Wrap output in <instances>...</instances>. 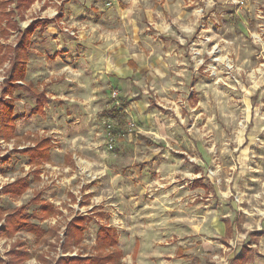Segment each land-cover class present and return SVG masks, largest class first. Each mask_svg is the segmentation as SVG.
<instances>
[{
    "label": "rangeland",
    "instance_id": "obj_1",
    "mask_svg": "<svg viewBox=\"0 0 264 264\" xmlns=\"http://www.w3.org/2000/svg\"><path fill=\"white\" fill-rule=\"evenodd\" d=\"M4 1L9 0H0V14L5 9L10 11L15 7V3L3 5L6 3ZM45 1L48 7L45 12L43 5L39 4V7L17 13L18 27L10 28L9 23L0 20V107L5 103L12 105L15 115L20 117L14 121L18 144L26 142L32 133L31 144L49 137L52 151L50 169L47 171L52 177L48 183H42L41 178L36 179V175L32 174L29 191L20 199L0 196V206L10 212L20 205H27V212L33 215L34 224L45 231L54 226L62 230L71 217L84 214L93 207L94 215L85 233V254L93 252L96 232L101 225L116 224L121 231L119 247L124 252L125 264H142L130 257L137 236L139 233L147 235V228H164L165 223L173 226V234H169L174 235L172 244L166 247L168 253L177 254L178 249L183 247L185 254L180 253L175 259H170L164 251L161 257L150 259L145 264H209L212 257L222 255L220 235L212 230L209 213H219L220 220H231L241 206L245 215L237 217V231L242 234L257 232L256 225L260 223L264 228V218L259 221L262 217L257 216L259 210L264 211V204L260 203L264 195H258L264 190V147H261L264 144V121L257 124L255 112L258 105H264V96L260 95L264 91V56L257 49L247 57V64L243 63L244 57L234 64L239 73L235 79L241 80L243 87L220 85L219 90L225 95L218 98L220 103L212 112L197 106L208 99L200 86L215 82L216 72L223 67L216 58H224L227 53L219 49L214 51L201 65L199 75L191 76L186 86L188 91L184 93L179 83H171L167 87L170 83L168 77L175 73L162 67L167 63L166 56L172 53L173 46H186L179 41L184 40L187 33H191L187 44H195L199 53L203 37H200L201 17L197 13L210 17L203 29L207 30L203 32L204 36L214 34L225 40L234 39L233 33H227V27L232 24L230 18L234 16L235 9L221 4L204 11L200 0H100L104 12L110 14V17H106L91 11L92 3L96 0H80L77 8L86 12L82 10L80 15H74V8L65 25H61L57 19L60 4L57 0ZM41 21L47 24V28L42 29V23L36 24L35 29H38L25 40L29 48L27 68L24 78L15 79L12 73L15 62L13 49L24 37L23 32ZM129 21H134V24ZM67 25L84 27L75 38L70 33L62 32H65L64 26ZM77 31L76 27H72V32ZM243 31V28H237L235 35ZM161 37L163 41H159ZM61 43L62 47L55 48V44ZM216 44L217 40L212 39L208 47L214 48ZM253 49H256L255 45ZM113 54H118L119 58H110ZM41 56L49 61L47 65L33 62ZM228 59L231 57L228 56ZM129 60H133L136 66L128 64ZM67 68L72 69L71 74L63 73ZM85 68L87 71H84ZM114 68L130 71L127 75L119 76ZM82 71V76L68 78ZM188 72L191 73V68H188ZM127 79H132L131 83L140 87L143 93L139 95L132 89L133 93L125 94L121 84L122 80ZM176 80L183 81L184 77L177 76ZM232 83L235 84V80ZM253 84L259 86L253 89ZM161 88L164 90L160 91ZM90 90L93 96L98 97L90 102L91 106L95 108L100 105L103 109L95 114V119L86 110L89 105L82 103L88 99ZM113 91L118 95L112 96ZM182 94L183 100L180 99ZM192 95L195 96L190 101ZM120 96L126 103L125 126L130 133L114 134L110 126H116V122L106 117V110L115 102L120 103ZM152 98L163 108L162 111L151 105ZM230 101L238 103L233 107ZM249 104L251 108L245 126L241 123V110L248 108ZM37 107L43 108L39 115L33 113ZM190 108L193 110L189 111ZM259 111L264 113V107H260ZM213 115L216 117L214 120ZM210 120L212 124L220 126L216 133L224 130V134L233 141L228 144L232 154H223L225 169L236 167L240 172L239 160L245 154L244 149H248L249 156L256 153L254 159L245 162L246 168L236 179V187L227 202L216 198L212 192L205 195L204 189L192 187L195 178H202L207 188L215 186L205 174V165L195 162L197 157H203L200 150L203 141L196 137L208 132ZM173 121L176 123L173 124ZM240 128H243L242 133L239 132ZM210 137L211 134L203 140ZM241 139L237 146V141ZM68 156L74 157V163L70 166L71 179H68L72 184L70 187L68 184L57 186L55 182L50 184L56 176L52 169L67 168ZM25 159L22 154L7 153L5 147L0 148V180L6 178L9 182V177L23 175ZM209 167L215 170V165ZM249 168H259L260 171H248ZM59 178H63V175ZM82 178L86 183L81 191L82 201L78 205L71 197V189L79 188ZM7 182L2 185L0 181V186L4 187ZM197 194H204L205 197ZM37 195L41 196V201L60 203L63 216L57 221H40L37 217L39 205L34 202ZM193 195L199 199L195 201ZM239 195H244L245 202L234 207ZM207 209L210 212H206ZM228 211L232 212L231 216L225 214ZM165 234L164 237L169 235ZM58 236L61 239L60 233ZM17 238L27 243L33 256L25 264H54L59 257L55 254L56 250L27 231H22ZM56 238H52L50 243H58ZM253 241L254 246L252 244L250 250L253 261L249 264H264V229L257 232ZM12 243L0 239V254L5 264H16L13 256H8L10 249H13L10 247Z\"/></svg>",
    "mask_w": 264,
    "mask_h": 264
},
{
    "label": "clouds",
    "instance_id": "obj_2",
    "mask_svg": "<svg viewBox=\"0 0 264 264\" xmlns=\"http://www.w3.org/2000/svg\"><path fill=\"white\" fill-rule=\"evenodd\" d=\"M59 0H57V3ZM201 3L204 5V11H207L208 9H211L212 7L216 5H228L229 7H233L235 9L234 16H232L230 19L232 20V24L227 27V33H233L235 38L230 40H225L222 37H217L214 34L209 36H204L203 32L201 35L203 36V40L201 43V47L199 49V53H197L195 44L188 45L187 41L191 39V33L186 34V38L184 40H180L179 37H177L178 40H180L181 44H185L186 46L183 48H180L179 45L173 46L172 53L166 56L167 63L163 64L162 67L167 68L170 72H174L175 75L168 77L170 83L167 85V87L171 86V83H179L181 86L182 93L188 91L187 84L191 78L192 75H199L198 70L200 69L201 65L205 63L206 60H208L209 57L212 56V53L219 49L222 53H227V56L224 58H216L219 60V63L223 65V67L219 68V71L216 72L217 79L212 85H203L200 86V90L204 92L205 96L208 98L205 102L197 105L198 107L205 108L206 112H212L214 108H216L220 101L218 98L224 97L225 93L219 90L220 85L226 84L229 88H242L243 84L241 83V80L235 79L239 73L237 72L236 68L234 67L235 63H238L241 59V57H244L243 63L247 64V57L252 54L255 50H260L261 55L264 56V0H200ZM37 7H39V4H37ZM197 16L200 15V13L196 14ZM129 23H133L134 21H129ZM72 27L77 28V32H72ZM84 26L81 25H67L64 26L65 32L70 33L73 36L79 35L80 31H82V28ZM90 27V26H88ZM125 28L127 25L124 26ZM237 28H243V32L239 35H235ZM207 31V30H204ZM217 40V44L214 48H209L208 43L210 40ZM55 43V42H53ZM253 45L256 46V49H253ZM63 46V43L61 44H55V48H60ZM101 47L103 48V44H101ZM185 54H187V58L185 57ZM228 56L231 57V59H228ZM91 58V57H89ZM113 59H117L118 54H113ZM36 65H47L49 61L45 60L42 56L35 59L33 61ZM249 67H251L249 65ZM264 67V65H262ZM188 68H191V73L188 72ZM179 69V70H177ZM228 69H232L231 72L228 71ZM114 71L117 72V75L123 76L127 75L130 70H124L122 71L120 68H114ZM84 71H87V68L84 69ZM205 71H207V67L205 68ZM63 73L65 74H71L72 69L67 68L63 70ZM38 75L40 73H37ZM56 75H59L60 73H55ZM83 75V71L79 73H75L72 76L68 78L75 79L79 76ZM177 76H183V81H177ZM235 80V84L232 83V81ZM264 82V81H262ZM258 84H253L251 87L255 89L258 87ZM160 91H163L164 89H159ZM249 94H252L251 92ZM112 96L118 95L116 91H113L111 93ZM261 96H264V91L260 93ZM98 97L93 96L91 94V90L88 96V99L83 101L82 103L88 104L89 107L86 109L91 112L92 118L95 119V114L102 111V106L97 105L95 108L91 106V101L94 99H97ZM181 100L184 99L183 94L180 97ZM215 100V103L213 102ZM245 102H247V97H245ZM232 103L233 107H235V104L238 103V101ZM147 107V105H145ZM260 107H264V105H258L255 109L256 117H257V124L264 121V113H261L259 111ZM249 108H251V105L249 104L248 108H244L241 110V123L246 126V122L248 120V111ZM193 109H189V111H192ZM177 115H179V112H177ZM216 117L215 115L212 116V120H214ZM183 121H181L182 123ZM176 122L173 121V124ZM210 127L208 132H202L200 136H197L196 139L202 140L203 143L200 145V150L203 152V157H197L195 162L196 163H203L205 165V174L213 180L215 185V193L219 194V196L224 200L228 201L230 197H232V190L235 189L236 179L239 178V175L245 170L246 168V161L252 160L255 158L256 153L253 152L250 156L247 155L248 149H244V155L240 157L239 160V168L240 172H237L236 167H230L225 169V166L223 164V154L228 153L232 154V150L228 148V144L232 143V139L230 136H226L224 134V130H222L220 133H216V129L220 126L218 124H212L210 120ZM239 132H243V128L239 129ZM211 134L210 139L203 140L205 136H209ZM242 142V139L237 141L238 143ZM205 144L208 146L205 147ZM261 147H264V144L261 145ZM264 159V157H262ZM210 165H215V170H211L209 167ZM248 171H260L259 168L256 169H247ZM79 174V173H77ZM224 181L225 183H222ZM258 195H264V190H262L261 193H258ZM244 199V195H239L235 201L234 207H238L239 203ZM260 203L264 204V200L260 201ZM228 216L232 215L231 211H228L225 213ZM219 213H209L210 219V225H215L217 222V219L219 218ZM261 217L264 218V213H261ZM205 219H208L207 217ZM52 223H55L53 221ZM201 223H204V221H201ZM257 227L260 225L257 224ZM231 242V241H230ZM59 255H63V252L60 251L59 248L56 249V253Z\"/></svg>",
    "mask_w": 264,
    "mask_h": 264
},
{
    "label": "crops",
    "instance_id": "obj_3",
    "mask_svg": "<svg viewBox=\"0 0 264 264\" xmlns=\"http://www.w3.org/2000/svg\"><path fill=\"white\" fill-rule=\"evenodd\" d=\"M79 2H80V0H64L63 2H58V4H60V6L58 7V13H57L58 17H57V19L60 20V24L62 23L61 25H63V24L65 25V22L67 21L66 20L67 17L70 16V14L72 12L71 10H73L74 8H75V11L73 10L74 11L73 12L74 15H80L82 10L84 11L83 13L86 12L85 9L80 10L79 8H77V5L79 4ZM37 4L43 5V10H44L43 12H45L48 9V7H46L47 3H46L45 0H37L36 3L31 8L34 9L35 6H37ZM100 4H101L100 0H96V1H94L92 3V5H94V6L91 7V11L93 12V14H97L98 13L99 15L110 17V14H108L106 11L104 12L103 5L102 4L100 5ZM89 11H90V9H89ZM200 17H201L200 21H201L202 32H204L203 29L206 27V24L210 20V17L207 16V15L205 16L203 14H200ZM26 22H27V20H26ZM62 28L63 27H61V29ZM62 32L64 34L66 33V32H64V30ZM74 37L77 38L78 36L77 37L74 36ZM200 37L202 38L203 36L201 35ZM159 41H163V38L161 37V39H159ZM128 64L136 66L135 62L133 60H129ZM146 69H149V68H146ZM131 82H133L132 79L122 80V84H123V85L121 84L122 91H124L125 94L128 95L129 93H133L132 89H135V92L139 93V95L142 94L143 92L141 91L140 87L136 86V84H134V83L132 84ZM128 85H130V86L128 87ZM194 96L195 95L191 96L190 101L194 98ZM119 99H120L119 100L120 103L119 102L118 103L115 102L116 104H114L112 107H109L108 110H106V113L109 112L114 106H117L121 110H123V112L125 113V118L123 119V121H122L123 124L121 125L120 128L122 130H124L122 133H130V132H128V130H126L127 128L125 126V120H126L125 106H126V103H125L124 98H122L121 96H120ZM152 99H153V101L151 100V105L157 107L160 111H162L163 108H161L160 106L157 105V102L155 101L154 98H152ZM36 115H39V114H36ZM108 119H110V118H108ZM110 120H113V119H110ZM113 121H115V120H113ZM117 124L118 123L116 122V126L118 127ZM33 136H34V134L32 133L31 136L30 135L28 136L26 142H22L21 144L17 143V139H16L17 137L13 138L11 140H6L5 138L0 137V148L1 149H3L5 147V150L7 151V153L22 154L26 158L25 159V163L22 165L23 175H21L20 177L11 176V177L8 178L9 182L6 181L7 180L6 178H2L0 180L2 185H3V182H7L6 184H4L5 185L4 187L0 186V196L4 195V196H7L9 198L20 199L30 189L29 178L31 177L32 174L36 175V179L41 178L42 179V183L45 182V181H46V183H48L50 177H52V175H48V171H47L48 169H50L49 163H51V156H50V160L47 163H43L42 165H34L22 153L23 151H25V150H27L29 148H34L36 146V143H37V141H39V139L36 141V143L34 142V143L31 144V138ZM140 137L142 139H144V140L146 139V137H144V136H140ZM48 138L49 137H45L44 139H48ZM66 159H67L66 161L68 163L67 168H63L62 170H60L59 167L52 169L56 173V176H55V179L51 180L50 184L55 182L57 186H62V187L65 186L66 184H68V186L70 187V185L72 184L70 181H68V179L70 178L69 175L72 172V170L70 169V166H71V164L73 165V163H74V157L73 156H68ZM62 175H63V178H59L58 179V177L62 176ZM20 179H26L27 180L28 185H29L28 190L22 196L17 197V198L10 197V196L6 195L5 194L6 187L16 183ZM81 180H82V182H81V184H80L81 186L79 188L77 187V188H72L71 189V194H72L71 197L74 198L73 200L76 201V204H78V205H80V203L82 201L81 191H82V189H83V187L85 186V183H86L84 181V178H82ZM194 186L204 189V191H205L204 194L205 195L209 194V192H212V194L215 195L216 198H221L219 196V194L215 193V186H209L207 188L206 184H204L202 178H195L193 180V183H192V187L193 188H194ZM204 194L202 196L199 195V194H197V195L201 196V198H202L204 196ZM197 195H193V196H195V199H194L195 201L199 199L197 197ZM38 196H40V195H37V197ZM67 201L70 202L72 200H67ZM45 202L53 205L55 210L58 212V214L56 216H54V217H51L49 219H44L43 220L41 218V216H40V212H39V209H38V213L37 214L39 216L37 215V217L40 219V221H42V222H47V221H50V220L57 221V219H59L60 216H63L62 208H59L60 205H61L60 203L56 204L55 202H49V201H45ZM243 202H245V199H243L241 201V203H243ZM240 205H242V204H240ZM23 206H27V205H20L16 209L21 208ZM111 207H113V204H111ZM27 209H28V206H27ZM115 210H117V209H115ZM207 211H209V209H207L206 212ZM261 213H264V211H260L259 210V214L257 216L260 215V217H261ZM235 214H236L235 218H233L231 220H226L225 221V220H220V218H218L215 225H210V226H212V230L215 233H218L220 235L219 238H220V241H221L220 246L222 247V255L219 254L217 257H214V258L212 257V259L210 260L209 264H231L234 260L238 259V257L240 255L246 256V264H249V263H251L253 261V258L251 256V251H250L251 247H252V244L254 246L253 238L255 237L257 232L262 231L264 228L262 227V225L260 223L259 224L260 226L257 228V232H253V233L247 232V234H242V233H240L239 231H237L235 229V224H236L237 217H240L241 215H245L243 210H242V208H241V206L239 208H237V212H235ZM92 215H94L93 207H91L87 212H84V214H76L75 216L71 217V219L68 222V224L64 228H62V230L59 227L54 226V227L50 228L49 230L45 231L42 227L39 226L44 231V234L42 235V237H39V238L35 237L34 235L33 236L36 239L41 240V243L48 244L49 248H52V249L56 250L58 248V246H59L62 249L61 252H63V255H59L58 254L59 257H57L55 262L58 259L62 258V257H68V256L69 257H78V256L88 257V256H93V255L96 254L97 232L98 231L96 232V236H95V239H94L93 252L91 254H85V252H84V247L86 245L85 244V240H86L85 236H84V241H83V243L80 246H73L68 251H65V248H64V246L66 245V243L68 242V240L70 238L69 235H68V226H69L70 222L76 217H85V218L89 219L87 221V223H86L87 224V228H88V223L91 222ZM117 216L119 218V215H117ZM262 219L263 218H260L259 221H261ZM32 223L34 224L33 219H32ZM119 223H121V222H119ZM3 224H4V219L2 221H0V228H1V226ZM164 225H165L164 228H161V227H158V226H154L152 228H147V235H145V234L143 235V234L139 233V236H137L138 238L135 240L133 253L130 255L132 260H134V261L137 260L140 263L145 264V262L151 261L150 259H153V258L155 259V257H161L162 254L164 253V251H166L165 253H168V250L166 249V247H170V245L172 244V241L174 239V235L172 236L171 234H169V233L173 234V229H172L173 226L168 224V223H165ZM102 226L113 228V229L117 230L118 236L120 235L121 231L118 230V229H120L118 225H116V224H104V225H101V227ZM88 229H87V231H88ZM53 230L56 231V234L52 233ZM20 233H18L14 238H3V237L0 236V239L3 240V241L4 240L13 241V243L11 244L10 247H14L18 242H23V240L19 241V239L17 238ZM59 233H60L61 239L58 236ZM164 233L169 234V235L165 234L166 236L164 237ZM149 235H152V237H148ZM160 235H162L164 238L162 239V236H160ZM56 237L58 238V243H54V244L50 243V240L52 238H56ZM120 239L121 238L119 237V241H120ZM24 243L27 246V243L26 242H24ZM119 245H120V243H119ZM27 248H28V246H27ZM10 251H11V249H10ZM28 251H29V249H28ZM120 251H122V250L120 249ZM122 253H123L122 259H121L119 264H125L124 252L122 251ZM180 253H181V255H182V253L185 254V250L183 249V247L178 249L177 254L171 252V253H168L167 256L170 259H175L176 256H179L178 254H180ZM30 254H32V253L30 252ZM44 260H46V257H44ZM55 262H54V264H55Z\"/></svg>",
    "mask_w": 264,
    "mask_h": 264
},
{
    "label": "trees",
    "instance_id": "obj_4",
    "mask_svg": "<svg viewBox=\"0 0 264 264\" xmlns=\"http://www.w3.org/2000/svg\"><path fill=\"white\" fill-rule=\"evenodd\" d=\"M37 0H9L4 1L3 5L7 6L9 3L12 5L15 3L14 9L7 11L3 10L0 14V20L2 22L9 23L10 28L18 27L16 23L17 13H22L27 9H30ZM42 23L43 28L47 26L44 22H35L34 25L26 29L23 34L21 42L13 50L15 51L14 55V73L13 76L15 79L24 78L25 71L27 68L26 58L28 57V46L26 45L25 40L28 37L32 36L35 31V25ZM41 24V25H42ZM27 47V49H26ZM17 81V80H14ZM35 108L34 114H41L43 108ZM106 117L115 120L118 124L117 126L111 127L110 131L112 133L122 132L120 127L123 124L122 121L125 118V113L119 107L114 106L109 112L106 113ZM20 119L16 116L13 110V106L7 103L3 104L0 107V137L5 138L6 140H11L17 137V129L15 120ZM51 144L48 139H42L37 141L34 148H29L22 153L31 161L34 165H42L47 163L50 160L51 156ZM29 188L28 182L26 179H20L16 183L9 185L5 189V194L10 197H20L22 196ZM41 196L35 198L34 202L39 205V212L41 218L49 219L58 214L54 206L46 203L45 201L40 200ZM38 215V214H37ZM39 216V215H38ZM4 219V224L0 228V236L3 238H14L18 233L22 231H27L33 234L35 237H42L44 231L37 225L32 223L33 215L27 212V206L15 209L13 211L7 212L0 207V221ZM89 219L85 217H76L74 218L68 226V235L69 240L64 246L65 251L70 250L73 246H80L84 241V236L87 231V221ZM52 233L56 234V231L53 230ZM119 236L117 230L102 226L97 232V248L96 254L93 256L83 257H62L58 259L55 264H119L122 259V251L119 248ZM8 256H13L12 259L16 264H25L32 259V254L28 251V248L25 243L18 242L13 249L8 253ZM42 259V257H41ZM43 261L44 258H43ZM0 264H5L4 259L0 255ZM231 264H246V256L240 255L238 259L234 260Z\"/></svg>",
    "mask_w": 264,
    "mask_h": 264
}]
</instances>
